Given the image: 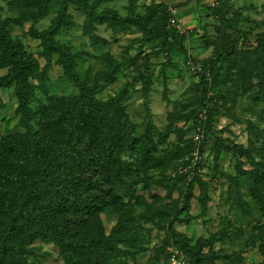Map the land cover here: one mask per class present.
Masks as SVG:
<instances>
[{"label":"rangeland","instance_id":"374dc122","mask_svg":"<svg viewBox=\"0 0 264 264\" xmlns=\"http://www.w3.org/2000/svg\"><path fill=\"white\" fill-rule=\"evenodd\" d=\"M165 18L177 21L165 25L166 39L156 28ZM223 35L233 39L234 54L211 73L205 98L202 69ZM42 36L68 51L95 100L120 99L116 131L128 135L118 162L108 164V206L82 224L64 211L46 222L23 218L27 228L9 244L22 254L9 252L2 264H67L55 240L24 245L23 234L43 226L65 234L80 264H264V197L257 191L264 190V0H0V149L17 148L24 169L16 181L30 195L49 179L73 191L85 164L50 163L69 158L70 139L85 147L83 133L92 140L95 125L65 61L45 50ZM22 69L29 120L17 90ZM43 192L49 197H32L35 212L61 198ZM10 198L2 197L0 235L30 199Z\"/></svg>","mask_w":264,"mask_h":264},{"label":"trees","instance_id":"16d2710c","mask_svg":"<svg viewBox=\"0 0 264 264\" xmlns=\"http://www.w3.org/2000/svg\"><path fill=\"white\" fill-rule=\"evenodd\" d=\"M151 20L156 13H150ZM154 20V18H153ZM169 18L166 20H161L157 25L156 28L161 29V31L166 34L163 35L165 39L167 38V34L165 31V25L168 23L170 26ZM59 26V22L57 23ZM147 27L151 28L149 25ZM171 31H169V34ZM2 39L6 38V35H1ZM42 38L43 47L49 54L57 51L62 59L66 63V72L67 76L73 81L75 87L80 90L79 101L83 108H86L88 112L93 115L95 125L94 128V136L92 140L83 133V143L85 147L80 146H71L73 139L69 140L66 144L69 146L65 152L69 154L68 159H59L54 158V162L50 163L57 168L61 167L66 163L74 164V161L81 160V164H85V166H80V171L84 170L79 175L78 178L73 179L74 188L73 191L65 192L62 191L60 185L56 180L49 179V180H41L37 183L36 189L34 185L32 186V194H26L27 186L22 184L20 180L16 181V177L20 178L17 169L22 168L24 169L22 163L16 159H14V155L16 154L17 148H12L9 144H3L2 148L0 149V205H2V197H11L8 201L9 204H12L13 199L12 197H30L28 201H23L20 205V214L13 217L12 224L13 228L10 229L11 231H6L0 235V264L6 259V257L10 254L13 255H20L22 254V246H17L18 249H14L10 251V242L18 236V234L23 233V229L27 228V223L22 222V219H28L32 217L42 218L44 222H46L50 217H54L56 212L64 211L65 215L70 214L75 218L78 224H82L85 220V217L89 214L96 215L103 211L110 202V194L112 192L111 187L109 184L112 181V170L109 167V162L116 163L118 162V155L117 149L122 144L125 139V136L128 135L126 132H122L121 135L117 133V129L120 128L119 121L114 118V108L116 107L117 103L119 102V98L112 99L105 103H100L99 101L95 100L88 91H86L85 84L82 79L75 73V69L73 65H71V55L68 51L63 49V46H56L54 43L47 38ZM234 41L229 35H223L222 37V47L215 52L214 58L208 61L202 69V82L204 87L206 88L205 98L208 95V87L210 86L209 78L211 73L214 72L217 67H219L223 62L229 60L230 57L234 54ZM11 53L19 57L23 65L27 68L31 66L28 58L21 53L12 48ZM23 72L25 70H20L17 73V78L19 79V87H18V95L21 101V108L24 110V120L27 119V116L30 113L28 108L27 99L22 92L21 86L24 85L26 82V78L23 77ZM22 84V85H21ZM204 107H208L207 99L204 100ZM149 107V106H147ZM55 115V114H54ZM52 116L53 119H56V116ZM207 115V112H206ZM58 116V115H57ZM62 118L64 114L60 115ZM26 117V118H25ZM58 116V121L62 119ZM207 120L210 122L212 117L211 113L206 116ZM31 119L30 117L27 119ZM78 119L75 120L77 122ZM123 125V124H122ZM50 126V125H49ZM54 127V126H53ZM51 129V128H48ZM83 130V129H81ZM51 133V132H50ZM72 137L73 138H80L78 133L75 129L72 130ZM71 137V138H72ZM87 139L89 140L87 142ZM80 142L81 140H76ZM71 142V143H70ZM96 145L101 148V150L97 149ZM77 164V163H76ZM255 164V163H253ZM258 169V172H261V164H255ZM25 167L27 165L25 164ZM50 167V166H48ZM29 170H32V167H27ZM51 168V167H50ZM37 170V168H36ZM38 171V170H37ZM87 173V176L85 174ZM54 170L51 169V172L48 176L54 175ZM46 192H55L58 193L61 198L51 201L52 207L44 208L42 211L35 212L34 203L32 201V197H42L46 199L49 197L43 190ZM259 197H264V190L259 191ZM264 204V198H263ZM40 213V214H39ZM70 223H73L70 222ZM16 227V228H15ZM64 227V226H63ZM19 229L17 232L16 230ZM56 228H48V227H39L35 230H32L30 233L23 234L24 237V245L30 244L33 240L38 238H45V239H52L59 243L61 248V254L66 259L67 264H80L79 260L75 257V253H73L74 248L72 247V242L65 237L63 232H60ZM65 229V227H64ZM120 232L119 228H115L112 233V237L116 233ZM112 237L108 238L106 242L110 243L112 241ZM100 240H97L94 245H99ZM117 253V251H114ZM264 254V251H263ZM106 261L108 260L107 256H104ZM103 257V258H104ZM105 262H103L104 264ZM94 264H101V263H94Z\"/></svg>","mask_w":264,"mask_h":264},{"label":"built area","instance_id":"2783aa9c","mask_svg":"<svg viewBox=\"0 0 264 264\" xmlns=\"http://www.w3.org/2000/svg\"><path fill=\"white\" fill-rule=\"evenodd\" d=\"M177 26V21L176 19L172 18L171 21H170V26Z\"/></svg>","mask_w":264,"mask_h":264}]
</instances>
